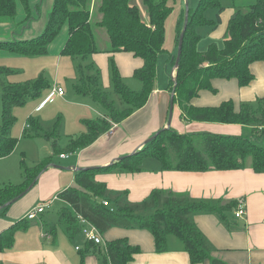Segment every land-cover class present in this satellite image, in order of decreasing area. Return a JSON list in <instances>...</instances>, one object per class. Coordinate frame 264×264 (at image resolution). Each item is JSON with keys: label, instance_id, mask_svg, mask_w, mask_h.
I'll list each match as a JSON object with an SVG mask.
<instances>
[{"label": "trees", "instance_id": "trees-1", "mask_svg": "<svg viewBox=\"0 0 264 264\" xmlns=\"http://www.w3.org/2000/svg\"><path fill=\"white\" fill-rule=\"evenodd\" d=\"M19 1L24 4L27 13H30V1ZM168 1L143 0L148 11L147 21L143 20L139 7L131 0H102L99 7L102 20L97 25L106 28L112 42L108 52L114 54L117 51H125L143 59V66L135 69L133 74L134 78L141 82L140 89H132L124 81L114 57L111 56L113 91L121 103L116 106L108 91L100 84L98 67L93 62L80 63L77 66L79 78L73 84L74 90L97 101L105 114L96 119L85 120L87 131L78 136H71L64 148L59 142L61 119L48 128H43L41 120L31 116L28 118L26 132L31 129L51 141L53 154L75 152L78 148L91 145L101 135L110 131L114 123L119 124L136 109L145 106L149 95L155 89L158 57L160 52L165 50V23L172 10ZM17 5V0H0V20L15 21ZM91 5L92 0H55L44 32L32 39L0 41V51L7 50L28 57L44 56L51 42L60 35L63 27L67 26L70 34L63 53L74 59H89L90 55L100 52L91 22ZM247 8L244 12L241 9L236 10L230 17L223 46L211 42L202 51L198 50L202 40L199 27L207 25L211 27V31L216 30L220 14L225 8L220 0H201L196 9H188V27L183 37L182 54L176 65V75L171 77L170 81L175 101L182 109V117L186 121L238 123L247 127L252 125L250 134H185L175 131L172 127H164L135 152L122 156L107 166L79 169L74 178V185L57 195L64 202V206L58 211L59 220L66 225L72 239L83 232L84 226L80 223V217H83L96 226L101 235L113 226L145 229L153 236L157 252L167 250L168 239L172 235L183 242L184 250L189 253L192 264H225L213 256L214 250L193 221V216L197 212H210L218 214L224 220L227 212L236 211L238 200L230 203H212L192 199L187 193L153 189L143 201L131 203L125 192L113 193L106 183L97 181L95 176L107 171L136 173L142 170L143 162L149 158L157 161L162 170L206 172L243 169L251 165L255 172H264V96L257 99V106L252 102L242 103L240 110L235 108L233 100L225 101L218 107L202 108L192 104V99L198 96L201 90H214V78H235L241 86H246L254 78L251 64L264 62V0H257ZM209 9L219 10L216 20L206 16ZM30 18L31 15L26 21ZM183 29L178 30L177 46ZM177 56L178 54L171 57L172 66H175ZM14 73L15 69L0 66L3 101L0 159L8 157L18 145V139L12 134L17 122L14 108L25 105L29 99L38 98L43 91L51 87L43 75L33 80L12 82L8 78ZM51 157L44 158L32 168L25 165L22 168L24 179L21 183L0 184V215H7L13 203L7 204L12 199L35 186ZM105 202L108 205H105ZM30 225L31 221L24 217L3 230L0 233V251L10 249L15 243L16 233L28 229ZM55 229L56 227L52 228L51 232H55ZM78 250L83 259L89 254L97 255L100 264H128L141 248L139 245H132L127 238H120L110 240L104 245L85 240Z\"/></svg>", "mask_w": 264, "mask_h": 264}, {"label": "crops", "instance_id": "crops-1", "mask_svg": "<svg viewBox=\"0 0 264 264\" xmlns=\"http://www.w3.org/2000/svg\"><path fill=\"white\" fill-rule=\"evenodd\" d=\"M17 1L16 20H0V41L32 39V37L40 35L45 30L50 18L49 14L55 3V0H29L30 13H27L24 4L19 0ZM97 1L92 0L91 22L93 21ZM234 4V7L238 5ZM233 13V8L222 12V24H219L216 30L209 32L212 37L225 38L228 22ZM29 15H31V18L26 21ZM99 19L98 21L95 20V26L92 25V27L100 52L90 55L87 60L77 57L76 59L72 58L73 61H78V64L93 62L100 70V84L102 79V83L109 86L112 77L110 58L113 56L124 81L131 80L134 78L135 69L143 66V59L125 51H117L114 54L109 53L112 42L106 28L97 25L102 20L101 14ZM63 28L60 35L49 45L46 55L35 56L36 58L31 57L33 59L42 57V60L33 61L44 60V62H34L35 64L30 65V71L27 70L26 72L20 66L23 65L21 62H23L22 57L24 56L13 54L7 50L0 51V66H9L15 69L16 73L12 74L13 76L19 73L22 74L25 71L23 74L24 80L22 81H26L43 75L51 85L38 98L33 99L37 102L31 105L30 114L45 111L57 98L65 99L66 90L61 83L63 80L71 79V77L68 71L65 72L66 74L61 75V65H64V70H68V65L70 66L73 62L67 58L70 56L63 53L70 34L67 26ZM47 63L50 64L49 69L52 72L50 76L46 77V73L41 68L43 65L45 68ZM174 67L175 69L170 75L172 78L175 77L177 71L176 65ZM250 69L254 78L246 86H241L235 78H214L212 79L214 90H201L198 96L192 99V104L202 108L218 107L225 101L233 100L235 108L240 110L239 107L242 103L257 102V99L264 96V62H254L251 64ZM159 76L157 68L155 89L149 95L150 98L145 106L136 109L131 116L119 124L114 123L110 131L101 135L91 145L78 148L75 152L64 151L61 154H56L61 159H70L71 156L69 155H76V158L69 160L64 167L55 164L54 155L50 154L49 156H52L51 161L44 168V172L40 175L35 186L11 205L6 213L7 215H0V233L12 223L26 217V213L33 207L44 202L48 203L52 197L60 200L57 197L58 193L74 185V178L79 168L107 165L111 159L116 160L121 156L133 153L164 127H172L175 131L185 134L211 132L234 136L248 133L249 126L238 123L186 121L182 117V109L175 101L174 92L171 90V81L169 80L170 83L159 81ZM76 77L79 78L78 75ZM8 79L10 80V78ZM54 88H63L64 94L62 96L57 95L54 100L41 106ZM172 99L173 106L171 109ZM89 102L91 101L86 98L74 105L91 108L88 105ZM92 109L96 117L91 119H96L105 114L104 111L100 113L96 108L92 107ZM91 119H82V121L84 123L85 120ZM41 124L45 128L43 123ZM61 125L63 129V124ZM18 143L20 144V140ZM16 148L11 154L16 151ZM48 149L50 150V148ZM63 154H66L67 157L61 156ZM142 167V170L136 173L111 172L105 176L97 174L95 179L106 183L113 193L125 192V196L131 203L143 201L149 197L153 189L171 190L178 194L187 193L192 199L212 203H230L241 198L244 199L247 207L244 217H235V212L230 211L226 213V218L223 220L216 213L197 212L193 216V221L196 222L212 246L213 256L223 263L264 264V172H255L251 165L243 169L206 170V172L162 170L159 163L153 162L150 158L143 162ZM37 202L40 203L37 204ZM39 219L38 226L32 228H29V226L28 229L16 233L15 243L10 249L0 251V264H100L97 255L89 254L85 259L82 258L77 247H81L83 243L78 244L77 237L74 239L70 237L65 224L66 231L63 235H60L56 224L52 223L50 228L46 226L48 222L43 213L39 216ZM53 225L56 229L52 233ZM38 229L40 230L38 231ZM120 238H127L132 245H139L141 248V251L128 264H192L189 253L184 250L183 242L175 236H169L168 248L165 252H157L154 238L148 230L113 226L102 235V240H104L102 245L110 240ZM195 264H210V262Z\"/></svg>", "mask_w": 264, "mask_h": 264}, {"label": "rangeland", "instance_id": "rangeland-1", "mask_svg": "<svg viewBox=\"0 0 264 264\" xmlns=\"http://www.w3.org/2000/svg\"><path fill=\"white\" fill-rule=\"evenodd\" d=\"M201 0H169L168 3L172 7V10L170 14L168 15L166 19V31H165V50L163 52H160L159 55V60H158V65L157 68L159 70V81H167L170 83L169 80H171V72L175 69L174 66H172L170 59L172 56L177 55V33L180 28H184L185 24H183V18L185 21V16L187 13V9H196L199 5ZM221 4L224 6L225 10L227 9H234V12L236 10L241 9L243 12L246 11L248 6L250 4L256 3L257 0H220ZM134 4H136L141 12L143 20L147 21L148 20V11L146 10V5L143 3V0H132ZM245 2H248L245 4ZM238 4L236 7L233 6V4ZM101 4V0H98L96 3V9L93 13V21L92 25L95 26L94 22L95 20H100L99 16L101 13H99V7ZM234 4V5H235ZM218 9H209L206 12V16L209 19L216 20L217 19V14H218ZM97 23V22H96ZM219 24L221 25V14H220V21ZM105 30V28H103ZM210 26L207 25H202L199 27V33L202 36V40L198 45V50L202 51L205 50L208 45L211 42H217L219 46H223L224 43V38L223 37H212L211 34L209 33L211 30ZM33 58H36L35 56ZM28 56L22 57L23 62H21L20 65L25 69L27 72L30 71V65L35 64L34 62H44L43 61H33V60H42V57L39 59H33ZM72 64L70 66L68 65V70H64V65H61V75L68 71L70 74L69 76L71 79L68 80H63L61 84L65 86L66 90V96L63 98H57L56 101H54L48 109H46L43 112L36 113V114H30L31 110V105L34 104V102H37L36 100L29 99V102L25 105H22L20 107H16L13 110L14 115L17 117V122L13 127V136L18 139V142L20 140V144L18 143L16 151L11 154L8 158L4 160H0V183H8V182H13V183H21L24 179L23 171L22 168L26 165L29 168L35 167L37 164H39L44 158L49 157V155H54V162L57 165H60L64 167L65 163H67L69 160L72 158H76V155L71 154L70 159H61L60 156L53 154V148H52V142L46 140L43 136L37 135V133L33 132L31 129L28 130V132L25 131L26 125L29 123L28 118L33 116L37 117L41 120V123L46 127L51 126L58 118H61L62 124H63V129L60 133V144L61 146H65L68 143V139L71 136H78V134H81L83 132L87 131L86 125L83 123L82 119H91L92 117H96L94 110L92 107L97 109L100 113H102L104 110L100 106V104L95 101L93 98H90L86 95H81L75 92L74 90V85L78 79V70L77 66L78 61H73L71 57H67ZM49 59V58H48ZM76 59V58H75ZM31 61V62H30ZM33 61V62H32ZM111 65V64H110ZM50 64L47 63V65L44 68V65L42 66V70L46 73V77L50 76L51 70L49 69ZM51 67V66H50ZM70 67V68H69ZM66 69V68H65ZM111 69V68H110ZM24 71V72H25ZM18 74L16 76L11 75L10 81L14 82H19L24 80L23 74ZM66 74V73H65ZM64 75V74H63ZM68 75V74H67ZM74 75V76H73ZM112 78V77H111ZM110 78V85L106 86L102 83L101 79V84L104 89H106L109 93V97L115 101L116 106H119L120 103V98L116 96V94L113 91V83ZM126 83L130 85L132 89L138 90L141 88V82H139L136 78H132L131 80H127ZM85 97V98H84ZM88 99L89 101V106L91 108L87 107H81V106H76L77 102H81V100ZM84 104V103H83ZM254 106H257V102H253ZM3 101H2V92H1V87H0V127L3 122ZM171 116V114H170ZM171 118V117H170ZM253 126L249 125V131L247 134H244L248 136L250 134V129H252ZM262 143H264V138ZM261 143V144H262ZM50 148V150L48 149ZM131 154V153H130ZM122 157V156H121ZM120 157V158H121ZM114 159H111L108 164L112 163ZM153 162H157L153 159H151ZM107 165H93L91 167H98V166H107ZM108 173L111 172H100L98 173L99 176H105ZM53 200V201H52ZM52 201V202H51ZM51 202L50 208L46 209L45 212H43V215L48 222L46 225L48 228H50V225L56 224L58 227V231L60 235H63L65 233L66 229L64 227V223L61 222L59 219V209L64 206V203L60 200L53 199V197L48 201V204ZM40 202H37V204ZM47 202H44L45 204ZM232 212V211H231ZM151 213V212H149ZM39 217L37 219L31 220V225L29 228H32L33 226L36 227L39 224ZM40 229H38L39 231ZM77 243L81 244L84 243L86 238L84 235L81 233L78 235L76 238Z\"/></svg>", "mask_w": 264, "mask_h": 264}, {"label": "built area", "instance_id": "built-area-1", "mask_svg": "<svg viewBox=\"0 0 264 264\" xmlns=\"http://www.w3.org/2000/svg\"><path fill=\"white\" fill-rule=\"evenodd\" d=\"M64 94L63 88H54L52 92L48 95L46 101L41 105L47 104L49 101L54 100V98L59 95L62 96ZM40 106V107H41ZM28 127V125H27ZM63 157H67L66 154L61 155ZM105 205H108L107 202H105ZM51 203H45V204H39L32 209H30L26 214L27 219L34 220L37 219L46 209L50 208ZM235 216L236 217H244L247 212V207L244 199H239L237 206H236ZM80 223L84 226L83 227V233L86 238V240L94 241L98 244H102L104 240H102V235L99 232L98 228L94 225H92L89 221H87L85 218L80 217ZM48 236V234H45ZM77 249H80V246L77 247Z\"/></svg>", "mask_w": 264, "mask_h": 264}, {"label": "water", "instance_id": "water-1", "mask_svg": "<svg viewBox=\"0 0 264 264\" xmlns=\"http://www.w3.org/2000/svg\"><path fill=\"white\" fill-rule=\"evenodd\" d=\"M188 18H189V10L187 9V13H186V16H185V21H184L185 26H184V29H183V31H182L180 37H179L180 41H179L178 51H177L178 56H177V61H176V64H175V65H177V63L179 62V59H180L181 54H182V53H181V49H182V45H183V41H184V39H183V37H184V33H185V31H186V29H187V27H188V24H187V22H188ZM172 106H173V99H172V102H171V109H172ZM154 136H155V135H154ZM154 136L150 137L149 140L147 141V143H148V142L151 140V138H153ZM79 169H82V168H79ZM28 190H29V189H26L25 191H23V193H21L19 196H17V197H15L14 199H12V201H10L7 205H9V204H11V203H14V202L18 201V199H20L21 197H23V195H24ZM0 208H1V207H0Z\"/></svg>", "mask_w": 264, "mask_h": 264}]
</instances>
